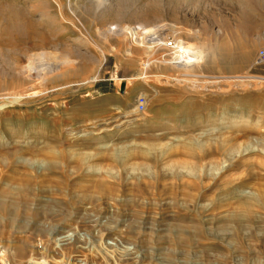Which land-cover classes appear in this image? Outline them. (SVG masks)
Here are the masks:
<instances>
[{
	"label": "rangeland",
	"instance_id": "obj_1",
	"mask_svg": "<svg viewBox=\"0 0 264 264\" xmlns=\"http://www.w3.org/2000/svg\"><path fill=\"white\" fill-rule=\"evenodd\" d=\"M0 12V263L264 264V0Z\"/></svg>",
	"mask_w": 264,
	"mask_h": 264
},
{
	"label": "bare ground",
	"instance_id": "obj_2",
	"mask_svg": "<svg viewBox=\"0 0 264 264\" xmlns=\"http://www.w3.org/2000/svg\"><path fill=\"white\" fill-rule=\"evenodd\" d=\"M246 2V1H245ZM6 8V7H5ZM10 8V7H9ZM8 8V9H9ZM3 9V8H2ZM11 10V9H10ZM12 12H14V9L12 8V10H11ZM7 12V11H6ZM5 12V13H6ZM9 12V11H8ZM4 13V12H3ZM4 13V14H5ZM0 14H1V12H0ZM10 14V13H9ZM19 14V13H18ZM247 13L246 12H244V13H242V22H241V27H242V29L243 30H245V29H249L248 27V25H247V21L249 20V17H248V15H246ZM11 15V14H10ZM15 15V14H14ZM13 15V16H14ZM17 15V14H16ZM15 15V16H16ZM2 16V15H1ZM12 17V16H11ZM9 21H10V19H9ZM13 23V22H12ZM246 30V31H247ZM151 31H154V30H152V29H147L145 32H143L142 33V35H140L141 36V38H143L142 40L143 41H151L153 38H151V37H153L152 35L153 34H156V31L155 32H151ZM149 32H151V33H149ZM14 34V33H13ZM20 37H21V41L23 42V45H25V46H27L28 48H31V49H37V48H40L41 46H43L46 42H45V40L41 37L40 39H38L39 38V36L37 35V33L36 32H33V33H26V32H21L20 33V35H19ZM140 36H139V38H140ZM150 37V38H149ZM19 38V37H18ZM157 38V37H156ZM20 39V38H19ZM46 39V38H45ZM19 42H20V40H19ZM21 42V43H22ZM7 43V42H6ZM164 44V43H163ZM188 44H190V43H188ZM46 45V44H45ZM22 48V47H21ZM24 48V47H23ZM175 48H177L178 50V52H181V51H184L185 49L186 50H190V48H189V46L188 45H186V44H184V43H182V42H178V44L175 46ZM194 49V48H193ZM192 51V50H191ZM188 52V51H187ZM190 52V51H189ZM194 52H196V51H194ZM185 53V52H184ZM181 54H182V52H181ZM199 54V53H198ZM188 55H190V56H188ZM191 53H189V54H187V56L186 55H184V58L182 59V60H179V64H182L183 62H189V63H191L192 61H194V58L195 57H191ZM180 59L182 58V57H179ZM197 60V59H196ZM195 60V61H196ZM177 63V64H178ZM185 65V64H184ZM23 67V66H22ZM21 66H19V68H18V70L20 71V74H22V72H23V68H22ZM27 67V66H26ZM26 71V70H25ZM24 71V72H25ZM16 73V72H15ZM18 73V72H17ZM19 74V75H20ZM24 74V73H23ZM29 74V73H28ZM15 75H17V74H15ZM18 75V77L20 78L21 76H19ZM186 75V74H185ZM22 78V77H21ZM27 78H28V76H27ZM136 78H138V77H136ZM21 80V79H20ZM18 88H19V86H18ZM17 88V89H18ZM21 88V87H20ZM19 88V89H20ZM28 88V87H27ZM32 88V87H31ZM30 90V89H29ZM24 91H25V89H24ZM21 92V91H20ZM22 93V92H21ZM17 95H20V96H24L23 94H20V93H17ZM142 95H144V94H142ZM30 97V96H29ZM14 98V97H13ZM17 98H19V97H17ZM135 111V110H134ZM33 180H35V178H31L30 176H23V177H19V178H17V179H15L14 181H12V186H11V188H10V190H12V191H10V190H7V191H3V193L5 194V195H12V196H15V197H18V198H28V197H30V196H33V195H35V191H34V187H33V184H32V182H33ZM13 204H14V208L12 207V208H10V207H8V205H6V204H3V203H1L0 204V210H2V211H4V213H7L8 211H10V210H12V209H15V208H18V207H20V206H27V204H28V202H26V200H24V202H20V201H14L13 202ZM180 232V231H179ZM180 235H181V233H180ZM64 236H66V235H64ZM63 236V237H64ZM179 236V235H178ZM183 236H185V235H183ZM72 236H70V238H71ZM61 237H58V239H60ZM190 240V239H189ZM58 244V243H57ZM24 246V245H23ZM21 247V246H20ZM20 250H18V252H19ZM17 252V251H16ZM31 261V263L30 264H49L46 260L45 261H43V260H41V261H36V260H34V259H30Z\"/></svg>",
	"mask_w": 264,
	"mask_h": 264
},
{
	"label": "built area",
	"instance_id": "obj_3",
	"mask_svg": "<svg viewBox=\"0 0 264 264\" xmlns=\"http://www.w3.org/2000/svg\"><path fill=\"white\" fill-rule=\"evenodd\" d=\"M258 61L259 62H264V48L258 54ZM144 102H145V100L143 98L139 101L140 111H144V109H145ZM0 264H5V263L1 262Z\"/></svg>",
	"mask_w": 264,
	"mask_h": 264
}]
</instances>
